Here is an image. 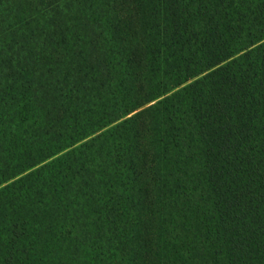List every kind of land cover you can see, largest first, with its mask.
<instances>
[{"label":"trees","instance_id":"1","mask_svg":"<svg viewBox=\"0 0 264 264\" xmlns=\"http://www.w3.org/2000/svg\"><path fill=\"white\" fill-rule=\"evenodd\" d=\"M77 257L264 264V0H0V264Z\"/></svg>","mask_w":264,"mask_h":264},{"label":"rangeland","instance_id":"2","mask_svg":"<svg viewBox=\"0 0 264 264\" xmlns=\"http://www.w3.org/2000/svg\"><path fill=\"white\" fill-rule=\"evenodd\" d=\"M80 252L77 253V255L79 256ZM82 259L80 257H77V259L74 261L75 264H80L79 262L81 261Z\"/></svg>","mask_w":264,"mask_h":264}]
</instances>
